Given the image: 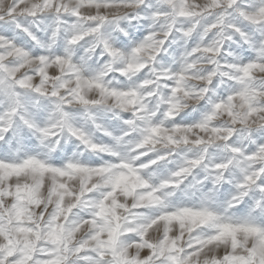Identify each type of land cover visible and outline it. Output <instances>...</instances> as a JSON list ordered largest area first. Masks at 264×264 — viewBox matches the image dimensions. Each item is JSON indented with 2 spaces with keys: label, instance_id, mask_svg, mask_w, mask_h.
<instances>
[{
  "label": "snow or ice",
  "instance_id": "snow-or-ice-1",
  "mask_svg": "<svg viewBox=\"0 0 264 264\" xmlns=\"http://www.w3.org/2000/svg\"><path fill=\"white\" fill-rule=\"evenodd\" d=\"M0 264H264V0H0Z\"/></svg>",
  "mask_w": 264,
  "mask_h": 264
},
{
  "label": "clouds",
  "instance_id": "clouds-1",
  "mask_svg": "<svg viewBox=\"0 0 264 264\" xmlns=\"http://www.w3.org/2000/svg\"><path fill=\"white\" fill-rule=\"evenodd\" d=\"M193 63L195 67L192 71V76L185 81V85L193 94H195L197 89H206L208 87L209 81L206 80L205 77L201 74L207 72L209 65L205 60L194 61ZM118 70L121 71V73L123 74V69ZM111 83L119 85L121 82L119 80L114 79L113 81H111ZM179 102L183 104L182 111L185 112H188L189 110L195 111L198 107L197 100L190 99L185 96H180ZM176 114H179V112H177Z\"/></svg>",
  "mask_w": 264,
  "mask_h": 264
}]
</instances>
